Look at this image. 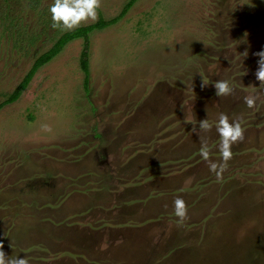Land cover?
Instances as JSON below:
<instances>
[{"label":"rangeland","instance_id":"rangeland-1","mask_svg":"<svg viewBox=\"0 0 264 264\" xmlns=\"http://www.w3.org/2000/svg\"><path fill=\"white\" fill-rule=\"evenodd\" d=\"M50 2L0 0V102L67 31L51 27ZM125 2L99 0L95 20L78 26L114 17ZM82 44L69 41L17 100L0 108V186L10 185L0 192L3 200L22 199L17 180L33 170L61 182L58 170L72 168L50 162L62 155L52 140L74 124L67 184L82 182L74 176L80 172L85 185H97L83 184L80 192L104 202L116 188L132 212L116 222L97 203L69 215L64 226L80 224L102 236L93 239L97 247H119L136 236V264H264V84L254 75L255 53L264 48V0H137L115 24L89 34L88 93ZM216 80H227L232 92L217 97ZM246 96L256 97L253 108L245 106ZM219 113L238 120L244 132L217 179L204 170L198 150L206 138L209 160L220 162ZM204 118L213 124L207 131L196 126ZM88 146L94 158L78 149ZM28 191L36 197L35 188ZM176 197L187 209L182 223L172 212ZM7 206L0 207V250L9 258L20 256L29 223H19ZM40 249L33 244L23 257L38 261L47 256Z\"/></svg>","mask_w":264,"mask_h":264},{"label":"crops","instance_id":"crops-1","mask_svg":"<svg viewBox=\"0 0 264 264\" xmlns=\"http://www.w3.org/2000/svg\"><path fill=\"white\" fill-rule=\"evenodd\" d=\"M74 132L73 124L67 134L55 137L52 141L56 145L55 148H52L57 149L62 155L54 154V156L48 158L50 162L54 161L55 165L61 167V169H65L64 165L72 168V170H58L60 172L58 179L63 185L57 182L56 177L50 176L48 178L44 176L45 173L42 171L33 170L36 172L30 177L22 176L17 180L15 189L18 195L22 191V194L19 195L22 199H19V197H17L18 199L8 198L6 201L3 200L0 193V207L12 206L17 213L18 222L21 223L20 220H26L29 223L25 232H23V237H21L22 247L20 252L18 250L17 252L20 256H25L24 250L35 244L36 247L41 248L38 253L47 255L29 264H136V255L139 253L136 236H127L126 242L119 247H97L93 245V239H102V236L90 234L80 224L72 223L68 226L63 224L70 222L66 219L69 215L84 212L97 203L107 208L106 213H115L112 218L116 222H126V219L123 218L132 212L128 208V204L119 201V191L116 188L111 191V198L104 200V202L97 201V198L89 193L80 192L84 190L82 185L85 183L84 174L80 172L74 176H80L83 179L82 182H78L75 186L70 184V181L68 183L71 186L67 184V179L71 180L74 174V161L71 155V148L74 142L77 141L76 136L73 137ZM78 149L83 151L84 156L86 154L89 156L94 151L89 146L79 147ZM90 156L94 158L93 155ZM85 170H93V168ZM102 170H107V168ZM204 170H208L207 164H205ZM85 186L94 189L97 187L95 184ZM6 188L8 191L10 190L9 183L5 187L1 184L0 192ZM30 188L36 189V197H31L28 191ZM129 188L122 194V197L126 193H130L131 189ZM58 224H62V226L58 227Z\"/></svg>","mask_w":264,"mask_h":264},{"label":"clouds","instance_id":"clouds-1","mask_svg":"<svg viewBox=\"0 0 264 264\" xmlns=\"http://www.w3.org/2000/svg\"><path fill=\"white\" fill-rule=\"evenodd\" d=\"M98 6L99 0H51L48 5V12L52 22L51 27L60 28L61 30H71L77 27L83 20H95ZM255 55H257L259 59L257 60L258 68L254 75L260 84H264V48L255 53ZM207 84L208 81L202 80V87ZM212 84L214 87V94L217 97L229 95L233 90L227 80H216ZM255 102V96L244 97V104L248 108H253ZM186 122L193 124L190 120ZM197 125L198 128L203 131H207L213 127V124L209 123L206 118L197 121L196 126ZM214 126L219 137L217 148L220 162L209 160V149L207 147L206 138H200L201 146L198 151L200 157L207 163L209 172L214 173L216 178L219 179L227 165V161L231 159V145L243 139L244 130L238 120L233 119L230 121L229 117L224 113L218 114ZM172 212L177 218L178 223L184 221L187 209L182 198H174L172 202ZM0 264H29V261L23 256L6 258L5 253L0 250Z\"/></svg>","mask_w":264,"mask_h":264},{"label":"trees","instance_id":"trees-1","mask_svg":"<svg viewBox=\"0 0 264 264\" xmlns=\"http://www.w3.org/2000/svg\"><path fill=\"white\" fill-rule=\"evenodd\" d=\"M137 0H126L122 5L121 10L117 15L112 18L105 19L101 15L98 16L97 20L93 23L86 25L77 26L71 30L62 32L51 44L50 47L40 55H38L28 70L25 72L21 80L16 84L13 90L8 94V96L0 102V108L8 103L17 100L24 89L27 87L28 83L32 79L36 70L51 60L56 56L63 47L71 40L81 38L83 41L82 49L79 54V66L83 72V87L86 93H88V48H89V34L95 29H103L109 25L115 24L119 19H121L128 10L133 6Z\"/></svg>","mask_w":264,"mask_h":264}]
</instances>
